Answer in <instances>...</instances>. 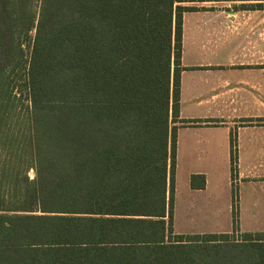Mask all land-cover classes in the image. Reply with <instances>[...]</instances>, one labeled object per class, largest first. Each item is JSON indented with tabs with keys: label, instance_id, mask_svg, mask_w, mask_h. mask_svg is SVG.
<instances>
[{
	"label": "trees",
	"instance_id": "16d2710c",
	"mask_svg": "<svg viewBox=\"0 0 264 264\" xmlns=\"http://www.w3.org/2000/svg\"><path fill=\"white\" fill-rule=\"evenodd\" d=\"M195 1L0 0V264H264L236 221L174 232Z\"/></svg>",
	"mask_w": 264,
	"mask_h": 264
},
{
	"label": "crops",
	"instance_id": "0c3cea01",
	"mask_svg": "<svg viewBox=\"0 0 264 264\" xmlns=\"http://www.w3.org/2000/svg\"><path fill=\"white\" fill-rule=\"evenodd\" d=\"M262 2L196 0L181 4L198 10L183 14L179 120L214 122L195 127L177 124L174 184L169 175L166 195L207 191L204 173L190 171L180 185L179 136L184 130L204 134L201 143L207 145L216 138L229 171L231 151L238 148L239 161L252 169L249 172H264V126L237 127L239 120L254 124L264 118L260 114L264 106V7L258 6ZM195 145L189 144L190 152Z\"/></svg>",
	"mask_w": 264,
	"mask_h": 264
},
{
	"label": "rangeland",
	"instance_id": "374dc122",
	"mask_svg": "<svg viewBox=\"0 0 264 264\" xmlns=\"http://www.w3.org/2000/svg\"><path fill=\"white\" fill-rule=\"evenodd\" d=\"M26 49L29 57L31 49ZM260 112L264 117V106ZM249 121L239 120L237 127L264 126V118L257 119L254 124H249ZM200 138H205L204 134L202 136L201 133L186 130L179 136L180 185L185 183L188 172L204 173L208 180L207 191L200 195H174V232L179 235L232 233L236 221L239 228L235 234L236 240H240L242 234L264 233L262 169V174H259V169L249 172L252 169L240 163V152L235 147L231 153L229 171L220 146H217V139L213 138L207 145L201 143ZM194 142L195 148L190 152L189 144ZM29 176L33 179L35 172L31 170ZM195 179L200 181L198 177Z\"/></svg>",
	"mask_w": 264,
	"mask_h": 264
}]
</instances>
